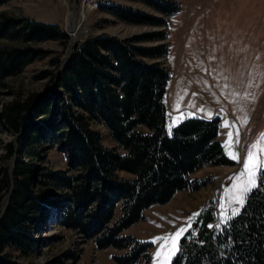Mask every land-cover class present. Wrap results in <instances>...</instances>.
Wrapping results in <instances>:
<instances>
[{
	"label": "trees",
	"instance_id": "16d2710c",
	"mask_svg": "<svg viewBox=\"0 0 264 264\" xmlns=\"http://www.w3.org/2000/svg\"><path fill=\"white\" fill-rule=\"evenodd\" d=\"M9 1L0 0V7ZM133 1L166 16L180 11L177 2ZM98 5L130 24H166L165 18L131 6ZM163 37L160 32L90 37L75 46L64 64L59 56L51 61L61 70L41 74L49 79L47 91L4 105L0 120L18 139L4 155L7 162L14 157L13 169L0 166V197L11 192L0 219V264H17L9 250L24 258L35 254V235L51 214L59 225L95 238L98 248L127 249L113 255L115 264L142 258L149 263L152 244L125 231L150 207L168 203L180 191L206 186L192 177L202 167L236 165L220 141L219 118L186 117L168 128L166 95L172 74L163 63L147 59L166 56L169 50L165 43L139 44ZM48 40L66 43L69 35L57 23L0 10V87L45 58V51L30 44ZM94 123L105 125L122 151L105 146ZM49 142L66 155L67 170L36 164ZM258 184L225 222L218 221L217 202L209 199L182 235L172 264H264V171Z\"/></svg>",
	"mask_w": 264,
	"mask_h": 264
},
{
	"label": "rangeland",
	"instance_id": "374dc122",
	"mask_svg": "<svg viewBox=\"0 0 264 264\" xmlns=\"http://www.w3.org/2000/svg\"><path fill=\"white\" fill-rule=\"evenodd\" d=\"M108 1L163 17L166 24L127 23L99 7L100 2ZM167 1L177 2L180 11L166 16L133 0H10L0 7L18 16L57 23L69 35L66 43L48 40L30 44L47 55L29 64L20 75L8 78L0 87V112L8 102L47 91L49 79L41 74L47 70L58 73L61 68L54 67L51 61L59 56L64 64L63 59L84 40L100 34L132 38L160 32L164 33L163 38L139 44L165 43L169 50L166 56L147 59L163 63L172 74L166 95L168 128L171 130L186 117L219 118L220 141L236 165L202 167L192 177L207 182L206 186L180 191L168 203L145 210L144 218L125 231L152 244L149 263L142 258L135 264H172L180 250L182 235L209 199L220 201L219 222H225L234 210L239 212L244 203H238L236 197L243 195L245 202L247 194L243 188L248 181L244 168L248 152L258 140L264 147V138H261L264 133V0ZM74 12L75 33L69 27ZM92 127L101 132L105 146L122 151L105 125L94 123ZM17 139L18 135L0 120V166L14 164V157L7 162L4 155L7 145ZM252 151L259 161H264V151ZM233 153L237 158H233ZM42 156L36 161L38 167L67 170L66 155L51 142L45 146ZM227 176H231L230 183L225 182ZM9 193L0 197V208L5 202L7 206ZM119 210L118 206L114 219L118 218ZM53 217L51 214L35 235L39 240L35 254L24 258L18 251L9 250L10 258L17 264H115L113 255L127 252L115 247L98 248L95 238H86L74 229L63 227ZM181 229L184 231L176 236Z\"/></svg>",
	"mask_w": 264,
	"mask_h": 264
},
{
	"label": "snow or ice",
	"instance_id": "6c2138e0",
	"mask_svg": "<svg viewBox=\"0 0 264 264\" xmlns=\"http://www.w3.org/2000/svg\"><path fill=\"white\" fill-rule=\"evenodd\" d=\"M229 135L231 136V133H229ZM261 138H264V133L261 134ZM252 149H258L260 151H264V147L261 146V143L259 140L255 144L252 145ZM252 149L249 150L247 158L244 163L245 172L248 175V181L246 183V186L243 188V193L251 192L254 188H257L260 186L256 181V175L258 172L264 171V161H259L257 159L256 153H254ZM233 158H237L235 153H233ZM236 199L238 203L240 204L244 203L243 195L236 197ZM237 213H238V209L234 210L232 214L236 215ZM209 227H211V225H209ZM183 231L184 229H181L175 235L179 236L181 235Z\"/></svg>",
	"mask_w": 264,
	"mask_h": 264
},
{
	"label": "bare ground",
	"instance_id": "6f19581e",
	"mask_svg": "<svg viewBox=\"0 0 264 264\" xmlns=\"http://www.w3.org/2000/svg\"><path fill=\"white\" fill-rule=\"evenodd\" d=\"M75 16H76V13L74 12V16L72 15V18L70 19V22H69V27L70 29L75 33ZM74 39H76L75 35H73ZM6 207V202L4 203V205L0 208V215L2 214V212L4 211Z\"/></svg>",
	"mask_w": 264,
	"mask_h": 264
},
{
	"label": "water",
	"instance_id": "95a60500",
	"mask_svg": "<svg viewBox=\"0 0 264 264\" xmlns=\"http://www.w3.org/2000/svg\"><path fill=\"white\" fill-rule=\"evenodd\" d=\"M68 57H70V55H68L65 59H63V61L64 62H66V60L68 59ZM14 162H15V160H14ZM13 167H14V164L11 166V168L13 169ZM10 196H11V193H9V195L7 196V201L9 202V199H10ZM217 201V203L219 204V199H217L216 200ZM8 202H7V205H8ZM7 207V206H6ZM6 209V208H5ZM5 211V210H4ZM4 213V212H3ZM3 213L0 215V219H1V217H2V215H3Z\"/></svg>",
	"mask_w": 264,
	"mask_h": 264
},
{
	"label": "built area",
	"instance_id": "2783aa9c",
	"mask_svg": "<svg viewBox=\"0 0 264 264\" xmlns=\"http://www.w3.org/2000/svg\"><path fill=\"white\" fill-rule=\"evenodd\" d=\"M225 181H226L227 183H229V182L231 181L230 176H227V177L225 178Z\"/></svg>",
	"mask_w": 264,
	"mask_h": 264
}]
</instances>
